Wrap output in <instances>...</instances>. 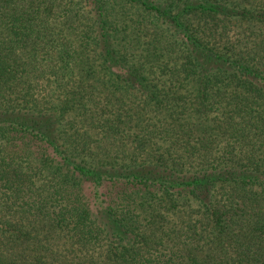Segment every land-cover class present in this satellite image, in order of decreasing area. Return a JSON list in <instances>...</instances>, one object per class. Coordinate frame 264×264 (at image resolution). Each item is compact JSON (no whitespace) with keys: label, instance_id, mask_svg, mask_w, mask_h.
<instances>
[{"label":"trees","instance_id":"obj_1","mask_svg":"<svg viewBox=\"0 0 264 264\" xmlns=\"http://www.w3.org/2000/svg\"><path fill=\"white\" fill-rule=\"evenodd\" d=\"M0 264H264V0H0Z\"/></svg>","mask_w":264,"mask_h":264},{"label":"rangeland","instance_id":"obj_2","mask_svg":"<svg viewBox=\"0 0 264 264\" xmlns=\"http://www.w3.org/2000/svg\"><path fill=\"white\" fill-rule=\"evenodd\" d=\"M85 192H86V194H89L91 192V188L90 187L89 188H86L85 189Z\"/></svg>","mask_w":264,"mask_h":264}]
</instances>
